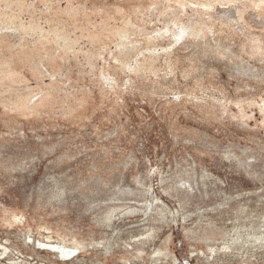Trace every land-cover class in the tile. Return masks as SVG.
Instances as JSON below:
<instances>
[{"label":"rangeland","instance_id":"rangeland-1","mask_svg":"<svg viewBox=\"0 0 264 264\" xmlns=\"http://www.w3.org/2000/svg\"><path fill=\"white\" fill-rule=\"evenodd\" d=\"M0 264H264V0H0Z\"/></svg>","mask_w":264,"mask_h":264}]
</instances>
